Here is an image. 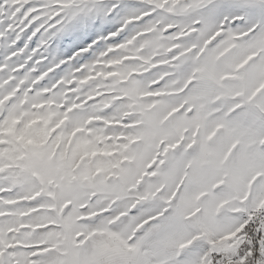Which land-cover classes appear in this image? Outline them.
<instances>
[{
    "label": "snow or ice",
    "instance_id": "1",
    "mask_svg": "<svg viewBox=\"0 0 264 264\" xmlns=\"http://www.w3.org/2000/svg\"><path fill=\"white\" fill-rule=\"evenodd\" d=\"M9 2L35 36L102 0ZM138 2L51 87L0 78V264H264V0Z\"/></svg>",
    "mask_w": 264,
    "mask_h": 264
},
{
    "label": "rangeland",
    "instance_id": "2",
    "mask_svg": "<svg viewBox=\"0 0 264 264\" xmlns=\"http://www.w3.org/2000/svg\"><path fill=\"white\" fill-rule=\"evenodd\" d=\"M46 4L47 0H32V3L25 7V12L30 8H43ZM113 5L118 6L109 15L108 10L112 9ZM144 7L138 0H102L97 10L79 15L55 34L41 29L33 36L32 33L43 20L23 34L17 30L8 31L9 26L17 24L20 17L11 19L15 9L9 0H0V66L7 65V69L0 73V78L13 74L12 70L20 64H25V69L15 75L23 77L30 74L33 79L51 68H56L40 85L51 87L77 69L93 63L113 43L107 37L120 28L126 17L143 10ZM37 49L39 51H36ZM21 52V55L9 60L10 56ZM33 68L36 71H31Z\"/></svg>",
    "mask_w": 264,
    "mask_h": 264
}]
</instances>
